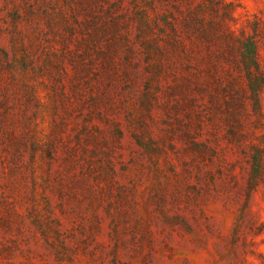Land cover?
<instances>
[{
  "label": "rangeland",
  "instance_id": "rangeland-1",
  "mask_svg": "<svg viewBox=\"0 0 264 264\" xmlns=\"http://www.w3.org/2000/svg\"><path fill=\"white\" fill-rule=\"evenodd\" d=\"M0 264H264V0H0Z\"/></svg>",
  "mask_w": 264,
  "mask_h": 264
}]
</instances>
